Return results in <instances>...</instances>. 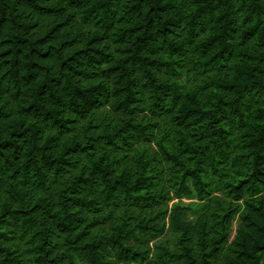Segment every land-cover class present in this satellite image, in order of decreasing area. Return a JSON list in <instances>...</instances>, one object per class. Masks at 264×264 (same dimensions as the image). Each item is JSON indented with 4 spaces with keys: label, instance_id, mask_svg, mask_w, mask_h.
<instances>
[{
    "label": "trees",
    "instance_id": "trees-1",
    "mask_svg": "<svg viewBox=\"0 0 264 264\" xmlns=\"http://www.w3.org/2000/svg\"><path fill=\"white\" fill-rule=\"evenodd\" d=\"M0 264H264V0H0Z\"/></svg>",
    "mask_w": 264,
    "mask_h": 264
}]
</instances>
